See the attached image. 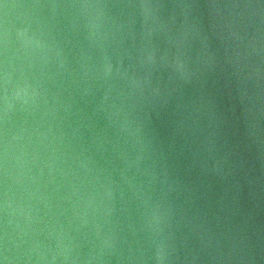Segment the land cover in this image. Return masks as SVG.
Masks as SVG:
<instances>
[{
  "label": "water",
  "instance_id": "95a60500",
  "mask_svg": "<svg viewBox=\"0 0 264 264\" xmlns=\"http://www.w3.org/2000/svg\"><path fill=\"white\" fill-rule=\"evenodd\" d=\"M0 264H264V0H0Z\"/></svg>",
  "mask_w": 264,
  "mask_h": 264
}]
</instances>
